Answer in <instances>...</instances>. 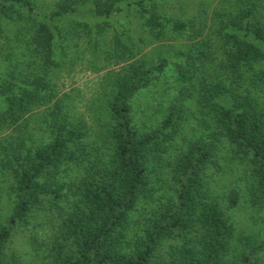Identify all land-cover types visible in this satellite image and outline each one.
<instances>
[{"label":"trees","instance_id":"1","mask_svg":"<svg viewBox=\"0 0 264 264\" xmlns=\"http://www.w3.org/2000/svg\"><path fill=\"white\" fill-rule=\"evenodd\" d=\"M159 1L0 0V31L12 25L13 49H20L24 66L0 76V126L15 129L37 109L46 133L40 142L22 133L0 142V175L9 176L12 197L0 227V264H16L3 257L4 245L16 224L44 203L53 221L50 264H264V238L235 234L225 211L236 205V190L215 195L206 179L223 147L243 165L249 205L264 207V100L254 94L263 77L264 0L215 12L206 29L213 39L164 14ZM79 12L101 20L132 14L146 41L165 32L190 41L178 58L131 61L114 75L96 140L84 121L61 110L50 79L66 43L91 32L76 20ZM94 28L95 36L101 25ZM119 40L113 37L114 49ZM13 49L6 52L16 54ZM163 77L182 86L163 105L157 125L143 130L133 122L132 99ZM189 98L208 133L170 149ZM169 149L168 192L153 198L149 164ZM147 199L154 204L134 219Z\"/></svg>","mask_w":264,"mask_h":264},{"label":"rangeland","instance_id":"2","mask_svg":"<svg viewBox=\"0 0 264 264\" xmlns=\"http://www.w3.org/2000/svg\"><path fill=\"white\" fill-rule=\"evenodd\" d=\"M244 2L245 0H160L159 4L164 14L191 22L201 29L205 37L208 24H211L215 12L236 11ZM76 20L86 22L91 32L88 37L66 43L62 54L57 56L60 64L51 71L50 79L56 91V99L61 101V110L71 119L84 121L93 139L96 140V132L102 127V120L106 118L105 104L110 91L109 83L114 75L122 72L131 61L147 64L163 57L178 58V52L187 50L190 41L170 32H165L160 39L146 41L147 36L138 31V22L132 14L120 13L101 20L89 13L79 12ZM96 24L101 25V32L94 36L92 33L98 30L94 28ZM12 28V25H7L5 31H0V76L13 65L19 69L24 68L19 56L20 49H13L16 48V44L13 42ZM116 35L121 43L118 49L113 47V37ZM207 37L213 39L211 35ZM8 38L11 41H8ZM9 48L16 54L13 51L6 52ZM261 68L263 77L257 81L254 88L258 101L264 100V66ZM181 86L176 77H163L153 82L147 89L136 93L132 99L133 122L136 126L143 130L153 129L166 112L163 105H166ZM183 104L188 106L185 110L186 119L180 135L175 138L170 149L175 146L182 149L185 140L205 135L209 130L205 128L204 121L200 118L195 98H189ZM41 114V111L33 109L25 120L18 122L19 127L15 129H11V126H0V142L21 133L24 136L29 135L28 138L35 142L44 140L46 133L42 130ZM218 150L216 170L207 171L206 179L210 182V190L215 195H222L229 189L236 190L238 194L236 205L225 210L232 221L233 232L243 234L251 240H262L264 207L251 206L247 202L243 165L239 158L223 147H219ZM173 155V151L170 150L161 157L160 162L155 160L149 164L150 179L155 186L153 198L167 195L170 171L165 164ZM7 180H10L9 176L0 175V227L6 222L12 208V197L7 194ZM152 201L147 199L145 203L143 202L132 214L133 218L136 219L145 209L151 207L154 204ZM43 207L44 210L40 208L31 211L26 216V222L16 224L12 229L2 252L4 258L16 264H50L52 211L45 210L46 203Z\"/></svg>","mask_w":264,"mask_h":264}]
</instances>
